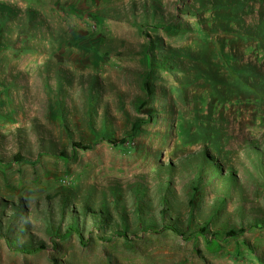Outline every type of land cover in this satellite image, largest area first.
I'll return each mask as SVG.
<instances>
[{
  "label": "rangeland",
  "instance_id": "1",
  "mask_svg": "<svg viewBox=\"0 0 264 264\" xmlns=\"http://www.w3.org/2000/svg\"><path fill=\"white\" fill-rule=\"evenodd\" d=\"M0 264H264V0H0Z\"/></svg>",
  "mask_w": 264,
  "mask_h": 264
},
{
  "label": "trees",
  "instance_id": "2",
  "mask_svg": "<svg viewBox=\"0 0 264 264\" xmlns=\"http://www.w3.org/2000/svg\"><path fill=\"white\" fill-rule=\"evenodd\" d=\"M42 246L40 245V246H38L37 248H41ZM37 248H35V249H37Z\"/></svg>",
  "mask_w": 264,
  "mask_h": 264
}]
</instances>
